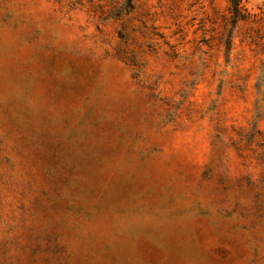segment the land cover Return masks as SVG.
Here are the masks:
<instances>
[{"label":"rangeland","instance_id":"rangeland-1","mask_svg":"<svg viewBox=\"0 0 264 264\" xmlns=\"http://www.w3.org/2000/svg\"><path fill=\"white\" fill-rule=\"evenodd\" d=\"M0 264H264V0H0Z\"/></svg>","mask_w":264,"mask_h":264},{"label":"trees","instance_id":"trees-1","mask_svg":"<svg viewBox=\"0 0 264 264\" xmlns=\"http://www.w3.org/2000/svg\"><path fill=\"white\" fill-rule=\"evenodd\" d=\"M233 9H234V12L237 14L238 13V10H239V4L241 2V0H229Z\"/></svg>","mask_w":264,"mask_h":264}]
</instances>
